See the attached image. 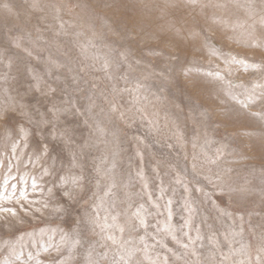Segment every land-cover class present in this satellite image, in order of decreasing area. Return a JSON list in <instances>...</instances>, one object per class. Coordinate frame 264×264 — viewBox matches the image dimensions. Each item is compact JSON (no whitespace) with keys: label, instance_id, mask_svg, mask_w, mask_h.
<instances>
[{"label":"rangeland","instance_id":"obj_1","mask_svg":"<svg viewBox=\"0 0 264 264\" xmlns=\"http://www.w3.org/2000/svg\"><path fill=\"white\" fill-rule=\"evenodd\" d=\"M209 72H219L223 79ZM137 82L148 97L142 101L147 119L138 115L134 121L120 120L119 111L135 110L134 93L113 88L132 89ZM110 102L118 104V112L110 111ZM0 110L9 112L7 123L0 121V153L13 139L19 144V167L12 169L17 180L9 178L10 183L23 187L18 180L27 178L30 199L39 201L25 203L23 209L15 201L4 204L16 208L17 215L0 213V264L15 260L13 247L24 261L28 253L42 264L66 259V246L59 253L54 247L48 252L43 248L59 244L62 232L74 234L97 192L96 168L113 165V214L119 212L125 224L124 239L131 237L133 245L143 249L140 237H145L149 256L161 264L164 256L169 264L194 262L191 248L185 255V249L158 229L165 227L168 198L173 200L171 223L177 229L188 216L186 194L174 182L176 173L188 168L191 181L193 154L203 159L202 149L214 155L222 146L218 165L208 167L212 174L231 169L224 180L237 191L221 197L201 176L200 186L211 194L205 199L189 185L196 209L190 235L195 238L198 228L201 236L195 250L201 264H219L220 254L229 253L230 247L237 251L225 264L241 259L256 264L257 255L264 258L258 252L264 246V122L252 115L264 114V0H0ZM148 120L156 122L157 130H149ZM21 128L27 130L26 141ZM177 132L183 134V147ZM9 135L12 139L6 140ZM65 136L71 137V144L65 143ZM44 145L48 154L37 160V149ZM73 153L80 167L71 168ZM70 168L84 176V190L74 193L73 200L62 195L58 179ZM6 175L0 168V187ZM33 177L40 186L35 193L30 187ZM107 183L101 182L98 194ZM161 186L166 192L157 210L148 203L146 191L157 200ZM142 203L152 213L147 234L143 229L130 232L126 224ZM241 230L242 235H233ZM98 233L81 231L82 246L69 264H85L90 245L112 258L115 246L108 242L101 247ZM177 235L188 243L182 232ZM242 246L247 255L238 251ZM168 248L182 258L176 259ZM134 261L149 264L142 251Z\"/></svg>","mask_w":264,"mask_h":264},{"label":"snow or ice","instance_id":"obj_2","mask_svg":"<svg viewBox=\"0 0 264 264\" xmlns=\"http://www.w3.org/2000/svg\"><path fill=\"white\" fill-rule=\"evenodd\" d=\"M31 55V53H29ZM241 63L245 64V67H247V64L244 61H240ZM105 69H107L108 64L105 62L104 64ZM209 76H214L216 79H223V76L219 72H209L207 73ZM143 86L137 82L134 88H124L117 90L113 88V92H133V104L135 106V110L132 109L128 110V113H125L123 111H119V106L117 103L110 102V111L113 113H116L119 111V119L125 120L126 118L128 120L134 121L137 116L141 119H147V106L146 104L142 103V101H147L148 97L142 95L141 88ZM254 87H261L260 85H255ZM54 91V90H53ZM233 99H237L235 96L232 97ZM249 100L254 102L253 95H249ZM238 103H241V105L245 108L248 107V104L237 101ZM225 115H227V112H225ZM253 116L257 117L261 122H264V114L262 113H252ZM9 119V112L8 110H0V121H3L7 123ZM149 124V130L155 131L157 130L155 125L156 122L154 120H148ZM20 134L22 137L27 140V130L24 128L20 129ZM63 135V134H62ZM251 135V134H249ZM177 142L180 143V146L183 147V134L177 132L176 134ZM7 139H12L11 136H7ZM65 143L71 144V137L65 136ZM195 139L193 140V148H196ZM205 143H209V141H205ZM25 146H27L25 144ZM18 147L19 144L16 140H12L11 145L9 146L7 143L5 144V148L7 149L6 152L0 153V168L6 169L7 175L4 178L3 185L0 187V213L7 212L10 213L12 216L17 215V210L14 207H5V203H11L12 201H15L18 205L21 206L23 209V204H37L39 203L36 199H30L28 187H29V181L25 177H20L18 180V183L23 185V187H18L17 183H10V179L17 180V177L12 175V169L13 167H19V161L20 156L18 155ZM171 147V145H169ZM224 147L222 146L220 148H217L215 150L214 155H209L206 151H203L202 149V156L203 159L200 158L197 154H193L192 156V162H191V174H192V180H188V172L189 169L185 168L184 172H177L174 182L177 185H180L183 188L184 193L186 194L184 197V209L188 213L187 218L184 219V223L180 226L179 229L175 225L171 223L173 212H172V204L173 200L171 198H168L164 207L167 211V218L165 222V227L161 230L158 229V231L165 232L173 242L178 244L180 247L185 249V255L188 254V251L191 248V255L196 257V260L193 261H185V264H201L199 259V254L195 250V243L196 240H200L201 236L199 234V229L197 228V235L195 238H193L190 235V231L192 228V216L195 213V207L193 200V187H190L189 185L194 186V191L196 193H200L205 199H211V194L205 189L200 186V177L202 176L203 180L207 181L209 185L212 186V188L219 193V196L223 195H229L231 196L232 193L236 192L237 189L232 188L230 185H227L226 181L224 180V173H230L231 169H225L223 170V173H216L212 174L211 168L208 167L210 165H218V162L223 156ZM264 147V145H262ZM37 151L40 153L39 156L36 157L37 160L43 158L44 156H47L48 154V148L46 145L42 147H38ZM137 155H140L142 157L141 153H137ZM13 161H16L17 163L14 165ZM29 162L31 163V158L29 159ZM80 167L79 161L77 158L76 153L72 154V161H71V168ZM207 167V173L204 172V169ZM71 168L69 169L68 173L65 175H62L58 177L60 187L63 189L62 195L64 197H67L69 200L75 199L74 193H79L84 190V176L81 172V174L77 175L71 171ZM114 168V165L112 166ZM112 168L108 169H102L100 167L96 168V183L95 187L97 189L96 193H93L94 200L93 203L89 206V209L85 211L82 219L77 223L76 228L73 230V235L69 236L68 233H63L60 236V243L57 245H50L48 247H44L43 251L48 252L49 247H54L56 252H60L62 247L66 246L69 251V256L66 259H62L59 261H55V264H69V261H71L74 256L76 249L78 246H82V238H81V231L82 230H90L93 233H96V229H99V235L101 237V247H107V243L110 242L111 245L115 246L114 249H112V258L109 260V252L105 251L103 253H97L95 252L94 247L91 245L86 250L85 254V264H104L105 261L108 262V264H139V261H134V257L136 256L137 252H143L144 253V259L149 261V264H161V261L159 258L153 260L148 254V244L145 242V237H140V243L144 244V248H138L133 245V240L131 237L128 239H124V233L126 231L125 224L120 223V213L116 212L113 214V209L116 208L117 201L115 198V193L113 189L116 187L115 180L113 177H111L110 173L112 172ZM45 175L49 174L48 170H44ZM138 175L141 176V179H143V173L142 171L138 173ZM107 180L108 183L104 187L103 194H98L99 190L101 188V182ZM30 187L32 189V192L35 193L39 189V184L37 183L36 179L33 177L31 179ZM144 189H148L147 182L143 185ZM245 189L241 188L240 191H244ZM49 193H51L52 189L50 188ZM166 189L161 186L159 189V197L157 200H153L152 193L150 191H146L148 203L156 208L157 210L161 207V205L158 203L159 199H164ZM173 192H175V189H173ZM214 203V201H213ZM44 208L48 207L47 203L43 204ZM39 211L40 209H36ZM56 211H62L63 209L60 207H57L55 209ZM159 214V212H157ZM225 215L230 216L231 213H223ZM152 215L148 211V209L145 207V205L142 203L140 204L136 211L132 213L130 217H127L126 224H127V230L128 231H138L139 229H143L145 233L147 234V230L149 228L148 223V217ZM241 220H243V217H240ZM81 225H83V228H81ZM155 227V226H153ZM184 229H188V231H184ZM55 229L52 230L53 233H55ZM182 232L184 237H187L188 243H184L182 239L177 235V232ZM116 233H119L117 235ZM233 235H242L241 233H233ZM52 237H50L51 239ZM23 239V237H21ZM227 239V237H226ZM264 239V238H262ZM231 244V242H230ZM164 247H167V245H163ZM23 247V245H21ZM169 252H172L173 256L176 257V259H181L182 257L177 255L171 248L167 249ZM237 250L229 249V253H221V259L219 261V264H225L227 260H229L230 255L234 254V252ZM239 252L243 253L244 255H247L246 248L244 246L241 247ZM258 252L264 253V246L260 247L258 249ZM12 255L15 256V260L6 259L3 264H16V261H19V264H29L30 261L35 260V264H42V261L37 259L32 255V253H28V261H24L21 259L23 253H17L15 251V248L12 249ZM36 256H39V251L37 252ZM162 264H169V258L168 256H164L162 260ZM233 264H252L251 259H241L234 261ZM256 264H264V258H262L260 255H257L256 257Z\"/></svg>","mask_w":264,"mask_h":264}]
</instances>
